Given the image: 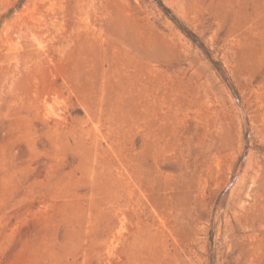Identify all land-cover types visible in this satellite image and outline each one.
<instances>
[{
    "label": "rangeland",
    "instance_id": "rangeland-1",
    "mask_svg": "<svg viewBox=\"0 0 264 264\" xmlns=\"http://www.w3.org/2000/svg\"><path fill=\"white\" fill-rule=\"evenodd\" d=\"M0 264H264V0H0Z\"/></svg>",
    "mask_w": 264,
    "mask_h": 264
}]
</instances>
